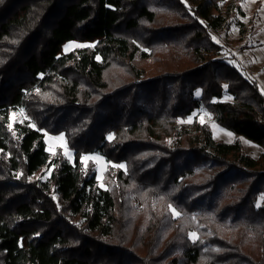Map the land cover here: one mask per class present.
Segmentation results:
<instances>
[{"label": "trees", "instance_id": "16d2710c", "mask_svg": "<svg viewBox=\"0 0 264 264\" xmlns=\"http://www.w3.org/2000/svg\"><path fill=\"white\" fill-rule=\"evenodd\" d=\"M234 10L0 0V264H264V94L210 36ZM201 108L259 157L185 122Z\"/></svg>", "mask_w": 264, "mask_h": 264}, {"label": "rangeland", "instance_id": "374dc122", "mask_svg": "<svg viewBox=\"0 0 264 264\" xmlns=\"http://www.w3.org/2000/svg\"><path fill=\"white\" fill-rule=\"evenodd\" d=\"M230 1L233 7L239 10L232 11L230 17L227 18V26L216 32L210 31V36L215 44L221 46V56L226 63L233 65L243 77H247L256 81L258 89L264 94V0H226ZM213 17L215 14H212ZM92 43H79L77 41L65 44L61 47V51L66 53L79 47H89ZM149 71L155 68L152 60L148 61ZM200 95V94H199ZM197 95L196 92V96ZM222 102H233L232 96L225 93L220 99ZM212 102H217L213 100ZM198 121L200 124H207L211 135L216 141H224L226 143H234L238 140L246 155L258 158L262 153V149L255 144L243 138L236 137L229 131L218 126L213 121L210 114L204 109L196 111L191 118L185 122L191 123L192 120ZM62 137V139H61ZM46 142V151L51 156L60 155L72 162L73 153L68 150L66 141L62 135L44 134ZM83 167L91 168L96 172L99 186L103 187V176L107 170L104 158L93 153L82 158ZM50 171L46 173L49 174ZM263 196H259L257 204L261 203ZM195 235H191L194 239Z\"/></svg>", "mask_w": 264, "mask_h": 264}, {"label": "snow or ice", "instance_id": "6c2138e0", "mask_svg": "<svg viewBox=\"0 0 264 264\" xmlns=\"http://www.w3.org/2000/svg\"><path fill=\"white\" fill-rule=\"evenodd\" d=\"M200 93H199V91L197 92V95H199ZM10 127H11V125H10ZM111 138V137H110ZM61 139H62V137H61ZM177 215H178V213H177ZM193 236L195 235V234H192Z\"/></svg>", "mask_w": 264, "mask_h": 264}]
</instances>
